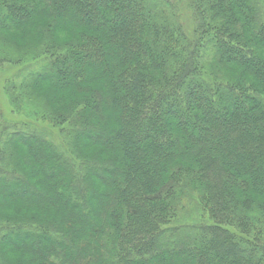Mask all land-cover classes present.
Returning a JSON list of instances; mask_svg holds the SVG:
<instances>
[{"label": "trees", "instance_id": "1", "mask_svg": "<svg viewBox=\"0 0 264 264\" xmlns=\"http://www.w3.org/2000/svg\"><path fill=\"white\" fill-rule=\"evenodd\" d=\"M186 2L0 0L3 38L47 18L30 94L80 93L51 110L79 164L18 132L0 167V264H264V0Z\"/></svg>", "mask_w": 264, "mask_h": 264}, {"label": "rangeland", "instance_id": "2", "mask_svg": "<svg viewBox=\"0 0 264 264\" xmlns=\"http://www.w3.org/2000/svg\"><path fill=\"white\" fill-rule=\"evenodd\" d=\"M174 1L179 7L178 9L182 20L187 24L190 12L187 8L186 0ZM46 22L47 18H43L42 16L30 21V26H28L26 30V38L17 36V32H13L10 35L11 37L9 36L10 38L5 35L4 38L3 36H0V167L5 170L6 168L9 169V171L12 169L11 163L9 162L10 159L17 162L16 159L19 158L22 166L24 165L21 162V159L25 161V147L15 144L12 148V142L18 132L43 138L54 148L56 147L63 157L68 154L75 164L80 163V160L77 158L76 149L73 145V138L67 133V130H63V128H60L58 125L55 126L56 123L52 120L53 116L51 113V110L54 111L55 109L53 102H68V100L78 98L80 93L73 87L69 91H61L48 86L45 88L47 97L44 96L43 98V96L40 95L36 97L35 95L30 94L29 90L25 88L26 83L30 81L32 74L42 71L47 65L44 60L45 58L41 56L38 57V52L35 50L38 47L40 40V38L37 37L38 35H36V32L41 27L45 26ZM74 31H84V29L74 21L69 22L66 32H58L56 38L62 40L65 34L69 37ZM26 42H30L31 47L33 46L32 50L28 48L19 49ZM209 61H211L210 57L206 56L204 62L208 63ZM221 72L223 77H229V73L233 74L237 71L228 68H221ZM94 85V82H90L87 86L91 88ZM14 96L17 97L15 98ZM14 99H16V103L14 102ZM88 145L89 146H84L82 150L86 156L91 158L97 154L95 150H100V147L97 148L90 144ZM21 150L23 152L20 153ZM11 153L12 156L10 157L9 155ZM114 153H116V150ZM29 162L30 164L28 166L34 165V162ZM0 176L2 177L3 175L0 174ZM195 197L188 200L185 204L186 213L184 217L181 218V223L183 225L192 224V222H195L200 218L202 212L195 201ZM18 201L19 200L14 204L12 203L13 209L21 208L18 204L22 202ZM2 202V205H5V207H0V222H4L3 217H7L3 214L11 213L10 210L4 211L8 208L9 204L5 203V201ZM46 211L53 212V207L48 206ZM11 214L13 215V212ZM7 218L14 220L15 217L8 216ZM13 252V256L9 258L11 261H23L25 256H27L26 250L23 249L15 250Z\"/></svg>", "mask_w": 264, "mask_h": 264}]
</instances>
